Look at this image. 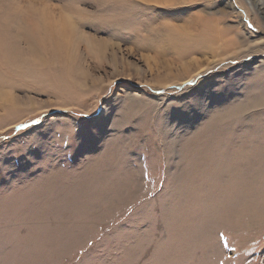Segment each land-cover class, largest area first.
Masks as SVG:
<instances>
[{
    "label": "rangeland",
    "instance_id": "obj_1",
    "mask_svg": "<svg viewBox=\"0 0 264 264\" xmlns=\"http://www.w3.org/2000/svg\"><path fill=\"white\" fill-rule=\"evenodd\" d=\"M258 3L0 0V264H264Z\"/></svg>",
    "mask_w": 264,
    "mask_h": 264
},
{
    "label": "bare ground",
    "instance_id": "obj_2",
    "mask_svg": "<svg viewBox=\"0 0 264 264\" xmlns=\"http://www.w3.org/2000/svg\"><path fill=\"white\" fill-rule=\"evenodd\" d=\"M258 6L257 7H260V9H264V2L263 1H260V0H258ZM256 21L258 22V24L260 25V26H263V25H261V23H259V21H258V19L256 18ZM66 22H68V23H70V21L69 20H67ZM67 23V24H68ZM69 25V24H68ZM61 32H63V29H62V31ZM54 43H55V41H53ZM52 43V42H51ZM258 43V42H257ZM257 43H255L253 46L255 47V46H257L258 44ZM55 44H58V43H55ZM51 45V44H50ZM61 45V44H60ZM53 46V45H52ZM58 47V46H57ZM66 47V46H65ZM69 47V46H68ZM52 48H54V46L52 47ZM52 48L51 49H48L49 51H52ZM62 48V47H61ZM60 48V49H61ZM55 49V48H54ZM65 51H66V48H63ZM68 49V48H67ZM68 51V50H67ZM67 53V52H66ZM63 55V54H62ZM71 59V58H70ZM69 62H72V61H69ZM77 73H78V71H77ZM74 75V74H73ZM72 75V76H73ZM79 82V81H78ZM153 83V82H152ZM153 85L154 86H157L155 83H153ZM170 84H166V85H163V87H167V86H169Z\"/></svg>",
    "mask_w": 264,
    "mask_h": 264
},
{
    "label": "snow or ice",
    "instance_id": "obj_3",
    "mask_svg": "<svg viewBox=\"0 0 264 264\" xmlns=\"http://www.w3.org/2000/svg\"><path fill=\"white\" fill-rule=\"evenodd\" d=\"M169 7H171V5H169ZM85 27H87L90 31L92 30L91 25H90V23L88 21H85ZM221 238H223V234L222 233H221Z\"/></svg>",
    "mask_w": 264,
    "mask_h": 264
}]
</instances>
